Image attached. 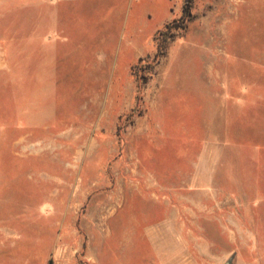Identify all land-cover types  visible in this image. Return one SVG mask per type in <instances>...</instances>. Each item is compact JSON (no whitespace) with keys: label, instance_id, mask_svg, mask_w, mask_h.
<instances>
[{"label":"rangeland","instance_id":"1","mask_svg":"<svg viewBox=\"0 0 264 264\" xmlns=\"http://www.w3.org/2000/svg\"><path fill=\"white\" fill-rule=\"evenodd\" d=\"M27 1L0 20L19 30L0 37L12 43L0 64V264H92L88 243L107 227L110 250L129 238L155 262L136 237L156 222L159 188L176 192L187 226L178 262L249 264L254 237L264 264V0H194L139 101L130 69L151 59L184 0L66 3L61 39L43 47ZM107 57L115 77L98 83L93 64ZM196 204L213 219L187 222L181 211ZM227 238L240 242L236 257Z\"/></svg>","mask_w":264,"mask_h":264},{"label":"crops","instance_id":"2","mask_svg":"<svg viewBox=\"0 0 264 264\" xmlns=\"http://www.w3.org/2000/svg\"><path fill=\"white\" fill-rule=\"evenodd\" d=\"M15 1L16 0H0V20L2 19V17L4 19L11 18V10L13 9L11 5H14L16 3ZM75 1L79 2L80 0H28V6L33 3L37 5V8H35L37 11L36 20H40V22H35L36 30H33L32 33H30V36H39L38 41L41 43L42 47L44 44L50 43V39H52L53 42L61 39V36L63 34L59 32V14L61 13V7L66 3H75ZM31 8L33 9L34 7H28L29 10H32ZM25 26H27V24H24V27ZM18 31L19 30H13V28H0V37L16 36L17 34H19ZM154 32L150 33L148 36V45H150V39ZM25 43H27V41ZM11 47L12 43L10 41L0 42V64L5 63V61L8 60L7 57L8 53L10 54L11 52ZM138 55H140V53H138L135 58L133 56V60H131V62H133L138 57ZM110 60L111 63H108ZM124 68L126 79H128V63L125 64ZM91 72H95L94 76L91 77H93L96 82L99 81V78H104V84H112L111 80L115 77L114 74L116 72V67L114 66L113 59L111 57H107L105 62L104 60H102V58L100 60H97L93 64ZM100 82L101 80L98 83ZM193 189L194 188H191V190L188 192L189 194H187L186 196L191 197L192 193L195 192L204 194V197H210L211 193L214 192L210 190ZM175 193L176 192L174 191L173 193H171L170 191L167 192L165 190H162L161 188L156 189V200L159 203V205H156V222H154L152 225L144 227L141 236L136 237L141 238L142 242L148 243V245L151 246L154 254L156 255V263L154 262L153 258H150L143 253L140 246H134L133 240L132 244H130L129 238L125 240V242L119 247L117 251L110 250L107 245L111 239V232L108 230V227L106 230L96 232V241H90V244L88 243V260L91 261L92 264H182V262H178V260L175 258V245H180L183 243V236L182 234L178 233V228L183 224L185 228H187V226L180 218V215L178 214L176 208L171 205L170 200ZM119 206L120 205H117V207ZM192 206L196 209V211L189 209L187 205H185V208L181 211L182 215L185 216L184 219L187 222H190V224H192V221L196 222V220L198 219V215H200L203 219H209V221L213 219H210L212 212L208 211V208H210V206H207V204L205 206L200 204ZM216 219V221H218L219 218L217 217ZM94 229H98V227L96 226L94 227ZM250 235L252 236L254 234L252 233ZM252 239L253 240L248 238L247 244L249 246V264H257V261H259L260 258H258L257 255L255 238L253 237ZM135 242L138 243L137 239L135 240ZM197 243H200L199 240H197L196 244ZM239 243L240 242L236 241L235 239L228 240L227 238L226 240V244L232 251L231 255H233L234 257L239 255V249L237 248V245ZM97 245L99 246L98 248H96ZM172 245H174L175 247H171Z\"/></svg>","mask_w":264,"mask_h":264},{"label":"trees","instance_id":"3","mask_svg":"<svg viewBox=\"0 0 264 264\" xmlns=\"http://www.w3.org/2000/svg\"><path fill=\"white\" fill-rule=\"evenodd\" d=\"M194 0H184L181 8V15L173 18L163 25L161 29L155 32L152 37L154 44V53L150 59L140 58L138 62L131 67L130 73L136 83V99L139 101L140 89L146 85L154 74V68L159 64L160 60L166 56L169 46L175 40L181 39L187 29L189 23L194 19L193 14Z\"/></svg>","mask_w":264,"mask_h":264},{"label":"water","instance_id":"4","mask_svg":"<svg viewBox=\"0 0 264 264\" xmlns=\"http://www.w3.org/2000/svg\"><path fill=\"white\" fill-rule=\"evenodd\" d=\"M224 264H232V262L231 261H227Z\"/></svg>","mask_w":264,"mask_h":264}]
</instances>
